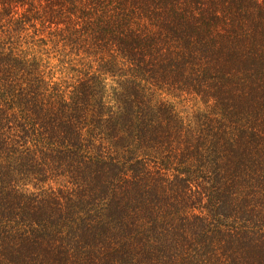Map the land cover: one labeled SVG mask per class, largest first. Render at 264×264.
I'll list each match as a JSON object with an SVG mask.
<instances>
[{
  "label": "trees",
  "instance_id": "16d2710c",
  "mask_svg": "<svg viewBox=\"0 0 264 264\" xmlns=\"http://www.w3.org/2000/svg\"><path fill=\"white\" fill-rule=\"evenodd\" d=\"M0 264H264V0H0Z\"/></svg>",
  "mask_w": 264,
  "mask_h": 264
},
{
  "label": "rangeland",
  "instance_id": "374dc122",
  "mask_svg": "<svg viewBox=\"0 0 264 264\" xmlns=\"http://www.w3.org/2000/svg\"><path fill=\"white\" fill-rule=\"evenodd\" d=\"M55 64L57 63L55 62ZM168 98L183 118H188L193 111L202 107V103L193 95L177 94L175 96H168Z\"/></svg>",
  "mask_w": 264,
  "mask_h": 264
}]
</instances>
